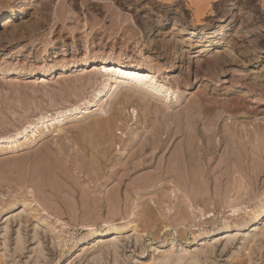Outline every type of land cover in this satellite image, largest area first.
Listing matches in <instances>:
<instances>
[{
    "label": "rangeland",
    "instance_id": "374dc122",
    "mask_svg": "<svg viewBox=\"0 0 264 264\" xmlns=\"http://www.w3.org/2000/svg\"><path fill=\"white\" fill-rule=\"evenodd\" d=\"M29 1L0 22V264H264V0H171L166 15L148 3L167 25L226 27L209 57L179 58L112 27L124 0ZM120 54L170 95L114 81L91 103L112 72L100 60Z\"/></svg>",
    "mask_w": 264,
    "mask_h": 264
},
{
    "label": "bare ground",
    "instance_id": "6f19581e",
    "mask_svg": "<svg viewBox=\"0 0 264 264\" xmlns=\"http://www.w3.org/2000/svg\"><path fill=\"white\" fill-rule=\"evenodd\" d=\"M12 0H9V2ZM29 1V0H28ZM118 1V0H117ZM171 0H124L123 2H120L119 6H121L122 8H118L116 13H112V16L114 14V24L112 27H114L115 30L117 31H121V34H128L130 37H136L134 38V43L136 44H140V45H145L146 48H149L148 44H154L156 42L155 45V51H156V46L159 48H157L158 50H161L165 55H168V53L171 51V49H178L176 56L178 57V54H181L180 49H186L187 51L190 52L193 51L194 49H198V48H202V53L203 56H208L210 54H213L217 49H219L220 47L224 46V41L225 39H227V30L225 26H221L220 28H218V32H216V34L211 31L210 28H208L205 32H194L192 29H188L185 28L183 26L180 25H184L185 23V18H177L174 17L173 18V24L172 25H167L166 23L164 24L163 19L160 20L161 16H156V14H150L147 13V10H150V7H146V5L148 3H151L152 5H154V7L156 9H153L156 11V13H162L164 15L169 14V10L168 8L166 9L165 7L163 8V6L165 5L164 2H169ZM173 1V0H172ZM181 0L176 1V3H180ZM189 4L191 5H195L196 8H198V3H204L207 2V0H188ZM30 2V1H29ZM185 2V1H184ZM209 2V1H208ZM28 3V2H27ZM61 3V2H60ZM173 3V2H172ZM175 3V4H176ZM6 0H0V22L3 21L4 23L2 25H8V24H12L13 22H15L16 20L19 19V16L21 15V5L22 4V0H13V2L9 5L6 6ZM45 4V3H44ZM150 4V5H151ZM178 5V4H177ZM206 5V4H205ZM171 6V5H170ZM2 7V8H1ZM5 7V8H3ZM54 7V5H53ZM52 7V8H53ZM57 7V6H56ZM59 7V6H58ZM153 7V6H152ZM151 7V8H152ZM54 9V8H53ZM52 9V10H53ZM126 10H130V12H133V16L130 19L128 16L122 14V10L125 11ZM160 9V11H159ZM207 9V8H206ZM205 7L202 8L201 10H206ZM51 10V9H49ZM198 11V9H196ZM200 10V9H199ZM58 11L61 14V17L58 18V20L61 21V24L64 26L65 25V21L71 20L72 17L70 15H67V9L65 8L64 4L60 5V7L58 8ZM116 11V10H115ZM57 12V13H58ZM203 12L199 13L198 12L196 14H194L196 17V21H199V17L204 14ZM52 14V13H51ZM172 14V13H171ZM58 15V14H55ZM174 15V14H173ZM178 15V14H177ZM180 15V14H179ZM47 17V15H46ZM22 20V19H21ZM56 20V19H55ZM73 20V19H72ZM71 20V21H72ZM44 21V20H43ZM112 21V22H113ZM131 21V22H130ZM39 22V21H38ZM70 22V21H69ZM75 25L74 29H79L80 25L78 26L76 22V19L72 21ZM18 23V22H17ZM42 23V21H41ZM38 24V23H37ZM36 24V25H37ZM53 24V23H52ZM1 25V24H0ZM34 25V24H33ZM41 25V24H40ZM55 24H53L54 26ZM61 25V26H62ZM73 25V26H74ZM112 25V24H111ZM28 26V25H27ZM44 26V25H43ZM42 26V27H43ZM137 27L140 30V33H137V30L134 29V27ZM36 27V26H35ZM41 27V26H40ZM167 28L171 29L170 32V39H159L156 40V38L161 37L162 35L164 36L165 31ZM216 28V27H215ZM88 29V27H87ZM5 30V29H4ZM64 30V29H62ZM123 37V36H122ZM165 38V37H164ZM116 40V39H115ZM118 42V41H117ZM126 43V42H125ZM130 45V44H129ZM124 47V46H123ZM154 49V47H153ZM149 51V50H148ZM245 52V51H244ZM69 53V52H68ZM232 53V52H231ZM74 54V53H73ZM146 54V52L143 54ZM170 55V54H169ZM168 55V58H170V56ZM161 56V55H160ZM172 56V55H171ZM175 56V55H174ZM146 57V56H145ZM154 57V56H153ZM249 57V56H248ZM256 57V55H255ZM118 59L115 60H109L108 58H104L101 59V66L103 65L102 69H104L105 71H107V67L111 66L112 72L110 73L109 77L107 79H105L101 85V88L96 92V94L93 96V99L91 100V103H96L95 101L98 100L102 94L104 93V90H106L107 88H109V86H111V83L114 82L116 83H126L127 85H129V92L130 91H134V92H138V93H144V92H149V90L151 91H155L156 93H162L165 94L166 96L170 95V92H165L163 90H161L160 88H156L155 85L153 84L154 82L157 83L156 78L151 75L150 72H146V71H141V67L137 66V65H126L124 64V62H120L121 59V54L118 56ZM179 58V57H178ZM233 58V57H232ZM77 59V58H76ZM234 59V58H233ZM96 60L95 59H89L86 60L84 62L81 63V65H79L82 68H90L92 65H95ZM147 66V65H146ZM245 66V65H244ZM251 68L256 67L255 65H251L249 66ZM61 69V71H64L66 69L65 65H60L59 67ZM101 68V67H100ZM262 71V70H261ZM54 72V71H53ZM73 73V72H72ZM254 73V72H253ZM262 73V72H261ZM251 74V73H250ZM257 75V74H256ZM254 76V75H253ZM255 77V76H254ZM261 80V77L258 76ZM257 77V78H258ZM114 78V79H113ZM247 78V77H246ZM256 78V77H255ZM245 79V78H244ZM253 81V80H252ZM256 81V80H255ZM258 82H255L256 85L261 89L260 91H262L264 93V82L257 80ZM254 83V82H253ZM248 84V83H247ZM254 85V84H253ZM98 87V86H97ZM258 90V89H257ZM106 92V91H105ZM128 92V91H127ZM128 92V93H129ZM257 92V91H256ZM109 93V92H108ZM126 93V92H125ZM133 94V93H131ZM211 94V93H210ZM105 95V94H104ZM129 95V100L131 101V98L134 97L133 95ZM136 95V93H135ZM259 95V94H258ZM262 95V94H260ZM127 97V96H126ZM168 98H166L167 100ZM263 99V98H262ZM147 102V101H146ZM89 103V102H88ZM99 103V102H98ZM136 104V103H135ZM93 107V106H92ZM86 108V107H85ZM72 110V109H71ZM89 110V109H88ZM215 111V109H214ZM105 113L106 115V111L103 109L101 110L100 113ZM134 112V111H132ZM213 112V111H211ZM81 110L79 108H75L72 111H66L65 113H58L56 114V117H51V119H46V122L50 123V121H53L55 118L58 117H66L67 115H76V114H80ZM123 113V112H122ZM134 114V113H133ZM82 115V114H81ZM123 115V114H122ZM85 117V116H84ZM101 118V117H100ZM111 118V117H110ZM114 118V117H113ZM117 118V117H116ZM115 119H110L108 122V124L105 123V121L103 122L104 119L100 120L97 124V126L101 127L102 129L108 131L109 133H111V131L113 130L115 121H117ZM79 119V118H78ZM97 120V119H96ZM98 121V120H97ZM96 121V122H97ZM144 127V126H143ZM186 127V126H185ZM34 128V126H33ZM20 130V129H19ZM126 131V130H125ZM147 131V130H146ZM108 133V134H109ZM147 133V132H146ZM165 133V132H164ZM156 137V136H155ZM8 138H1L0 139V143L6 141ZM109 136L107 137V135H105L103 137V141L104 142H108L109 140ZM131 139V138H130ZM130 141V140H129ZM189 141V140H188ZM124 142V141H123ZM193 142V141H192ZM8 143V142H7ZM195 144V143H194ZM109 145L110 142H109ZM113 145V144H112ZM111 145V146H112ZM101 146V145H100ZM92 147V146H91ZM109 147V146H108ZM122 147V146H121ZM192 147V146H191ZM188 148V145H187ZM190 148V147H189ZM121 150V149H120ZM123 151V150H122ZM129 151V150H128ZM176 151V150H175ZM188 151V150H187ZM127 153V152H126ZM103 155V154H102ZM179 155V154H178ZM38 156V155H37ZM120 156V155H119ZM106 157V156H105ZM177 157V156H176ZM71 158V157H70ZM73 158V157H72ZM178 158V157H177ZM181 158V157H180ZM163 160V159H162ZM130 161V160H129ZM46 162V161H45ZM144 162V160H143ZM96 163V162H95ZM181 163L180 160L176 159V161H174L172 163V167H177V165ZM43 164V163H42ZM118 165V164H117ZM140 165V164H139ZM138 165V167H139ZM188 165V164H187ZM125 166V165H124ZM135 166V165H134ZM133 166V167H134ZM141 166V165H140ZM137 167V166H135ZM7 168V167H6ZM125 168V167H124ZM13 169V168H12ZM136 169V168H134ZM121 170V169H120ZM182 170V169H181ZM199 171V170H198ZM81 172V171H80ZM194 173V172H193ZM16 174V173H15ZM92 174V173H91ZM33 175V174H32ZM94 175V174H93ZM127 175V174H126ZM143 175V174H142ZM59 176V175H58ZM182 176V175H181ZM99 177V176H98ZM151 177V176H150ZM158 177V176H157ZM39 178V177H38ZM45 178V177H44ZM154 178V177H153ZM152 178V179H153ZM159 178V177H158ZM181 179V178H180ZM183 179V178H182ZM37 180V179H36ZM155 180V179H154ZM153 180V181H154ZM40 181V180H39ZM152 181V180H151ZM175 181V180H174ZM177 181V180H176ZM146 182V181H145ZM156 182V181H155ZM35 184V183H34ZM110 184V183H109ZM150 185V184H149ZM40 186V185H39ZM192 186V185H191ZM41 187V186H40ZM50 187V186H49ZM69 187V186H68ZM146 187V186H145ZM196 187V186H195ZM142 188V187H141ZM144 188V187H143ZM148 188V186L146 187ZM149 189V188H148ZM196 189V188H195ZM40 190V189H39ZM119 190V189H118ZM142 190V189H140ZM146 190V189H145ZM109 191V190H108ZM135 192V191H134ZM140 192V191H139ZM200 192V190H199ZM204 192V191H203ZM116 192H109V196H108V204H111L114 206L113 201H114V196L116 197V195L114 194ZM62 194V193H61ZM115 202V201H114ZM261 203V202H260ZM87 204V203H86ZM109 206V205H108ZM112 206V207H113ZM89 207H92L91 205H89ZM259 208V207H258ZM262 208V207H261ZM240 209V208H239ZM264 209V208H263ZM97 211V210H96ZM260 213V210H258ZM257 211V212H258ZM244 212V211H243ZM261 214V213H260ZM258 217V216H256ZM253 220V219H252ZM250 221V220H249ZM239 226V225H238ZM195 237V236H194Z\"/></svg>",
    "mask_w": 264,
    "mask_h": 264
}]
</instances>
